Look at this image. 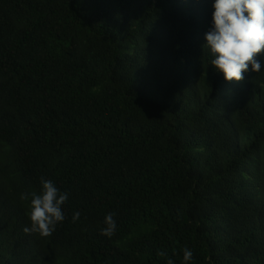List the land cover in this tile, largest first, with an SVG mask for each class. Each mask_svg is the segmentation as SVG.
<instances>
[{"label": "trees", "instance_id": "obj_1", "mask_svg": "<svg viewBox=\"0 0 264 264\" xmlns=\"http://www.w3.org/2000/svg\"><path fill=\"white\" fill-rule=\"evenodd\" d=\"M0 264H264V0H0Z\"/></svg>", "mask_w": 264, "mask_h": 264}]
</instances>
